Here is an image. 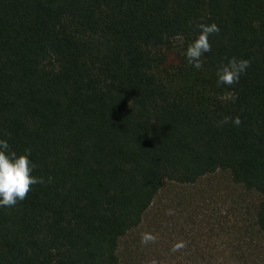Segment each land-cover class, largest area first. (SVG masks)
Listing matches in <instances>:
<instances>
[{
  "label": "trees",
  "instance_id": "trees-1",
  "mask_svg": "<svg viewBox=\"0 0 264 264\" xmlns=\"http://www.w3.org/2000/svg\"><path fill=\"white\" fill-rule=\"evenodd\" d=\"M231 57L250 67L218 87ZM0 138L45 181L0 208V264H135L120 241L162 185L218 170L262 194L264 235V0H0Z\"/></svg>",
  "mask_w": 264,
  "mask_h": 264
},
{
  "label": "rangeland",
  "instance_id": "rangeland-1",
  "mask_svg": "<svg viewBox=\"0 0 264 264\" xmlns=\"http://www.w3.org/2000/svg\"><path fill=\"white\" fill-rule=\"evenodd\" d=\"M169 52L162 74L179 62ZM141 224L120 241L123 262L135 264H264L257 224L262 194L218 170L195 183L166 181ZM171 213V214H170ZM143 234L156 237L143 244ZM183 245L177 251L174 246Z\"/></svg>",
  "mask_w": 264,
  "mask_h": 264
},
{
  "label": "clouds",
  "instance_id": "clouds-1",
  "mask_svg": "<svg viewBox=\"0 0 264 264\" xmlns=\"http://www.w3.org/2000/svg\"><path fill=\"white\" fill-rule=\"evenodd\" d=\"M197 27L199 35L188 45L184 55L189 65L201 70L204 66L201 57L212 50L209 36L218 34L220 28L216 23L210 25L201 23ZM226 59L227 62L218 67L216 71L218 87L239 83L241 75L246 73L251 64L248 59H237L236 57ZM241 122L239 116L225 117L222 121V123H232L235 126H239ZM36 168V163L31 159L30 148L18 154L12 149L8 139L0 138V208L15 206L27 198L31 186L45 183L43 177L33 174ZM155 239L154 235L143 234L141 242L147 244L154 242ZM182 246L180 244L174 246L173 251H177Z\"/></svg>",
  "mask_w": 264,
  "mask_h": 264
}]
</instances>
